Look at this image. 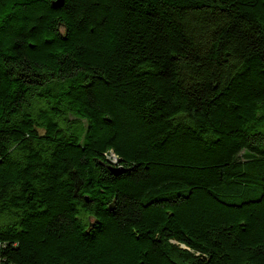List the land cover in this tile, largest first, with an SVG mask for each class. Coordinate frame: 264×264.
I'll return each mask as SVG.
<instances>
[{"label":"trees","instance_id":"obj_1","mask_svg":"<svg viewBox=\"0 0 264 264\" xmlns=\"http://www.w3.org/2000/svg\"><path fill=\"white\" fill-rule=\"evenodd\" d=\"M53 1L0 0V264H264V0Z\"/></svg>","mask_w":264,"mask_h":264},{"label":"water","instance_id":"obj_2","mask_svg":"<svg viewBox=\"0 0 264 264\" xmlns=\"http://www.w3.org/2000/svg\"><path fill=\"white\" fill-rule=\"evenodd\" d=\"M63 0H54L52 3L53 7H58L62 4ZM108 169L111 171L112 174L114 175H119L123 171H125V167L123 166H114V165H108Z\"/></svg>","mask_w":264,"mask_h":264},{"label":"bare ground","instance_id":"obj_3","mask_svg":"<svg viewBox=\"0 0 264 264\" xmlns=\"http://www.w3.org/2000/svg\"><path fill=\"white\" fill-rule=\"evenodd\" d=\"M108 158H112V163H117L118 159L112 152H107Z\"/></svg>","mask_w":264,"mask_h":264},{"label":"built area","instance_id":"obj_4","mask_svg":"<svg viewBox=\"0 0 264 264\" xmlns=\"http://www.w3.org/2000/svg\"><path fill=\"white\" fill-rule=\"evenodd\" d=\"M106 156L108 157L107 153H106ZM109 160H110L111 164H117V163H112V158H109Z\"/></svg>","mask_w":264,"mask_h":264},{"label":"rangeland","instance_id":"obj_5","mask_svg":"<svg viewBox=\"0 0 264 264\" xmlns=\"http://www.w3.org/2000/svg\"><path fill=\"white\" fill-rule=\"evenodd\" d=\"M108 152H112V153L115 155V153H114L113 151H111V150H110V151H108ZM241 153H242V152H241ZM104 154H106V152H105Z\"/></svg>","mask_w":264,"mask_h":264}]
</instances>
